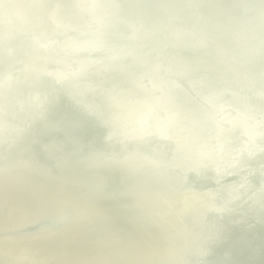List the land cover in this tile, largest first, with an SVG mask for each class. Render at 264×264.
<instances>
[{"label": "water", "instance_id": "95a60500", "mask_svg": "<svg viewBox=\"0 0 264 264\" xmlns=\"http://www.w3.org/2000/svg\"><path fill=\"white\" fill-rule=\"evenodd\" d=\"M2 219L25 264L45 224L118 264H264V0H0Z\"/></svg>", "mask_w": 264, "mask_h": 264}, {"label": "bare ground", "instance_id": "6f19581e", "mask_svg": "<svg viewBox=\"0 0 264 264\" xmlns=\"http://www.w3.org/2000/svg\"><path fill=\"white\" fill-rule=\"evenodd\" d=\"M49 188L43 189V192L49 193ZM56 193V191L54 190ZM82 196L86 199H90V194L84 192ZM10 201H15L16 204L20 203V198H18V189H14L11 192ZM57 207L59 208V204L57 202ZM29 210H36L38 214L40 213L41 216H45L47 209L44 208L40 203H32L29 204ZM1 226L0 228L3 229V232L9 236V231L5 225V221L2 219L0 220ZM111 234L113 237L115 235L114 230H111ZM52 237L51 227L48 224H45L44 230L42 233H39L38 228H32L29 233L24 235V238L27 240L31 247H36L41 250L42 260H46L48 264H107L109 259H112L115 263L123 262L126 260V257L123 255L124 250L121 247V242L119 239L113 240V242L105 248L109 251L108 258H104L103 260L100 258H93V255L89 252L87 254H80L79 252L81 249L77 248L75 253H71L67 250H59V251H52L50 245L48 244V239ZM55 241L60 242L58 238H54ZM18 242L21 244L22 248H25V243L22 239H18ZM100 245L101 242H98ZM32 249V248H31ZM0 264H25L23 259H19L12 250H9L5 247L4 241L0 238Z\"/></svg>", "mask_w": 264, "mask_h": 264}]
</instances>
